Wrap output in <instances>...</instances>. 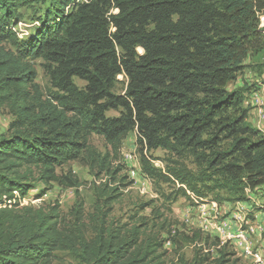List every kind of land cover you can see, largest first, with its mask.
Masks as SVG:
<instances>
[{
	"label": "trees",
	"instance_id": "16d2710c",
	"mask_svg": "<svg viewBox=\"0 0 264 264\" xmlns=\"http://www.w3.org/2000/svg\"><path fill=\"white\" fill-rule=\"evenodd\" d=\"M33 3L46 9L36 35L22 41L15 28ZM263 15L264 0H0V113L12 119L0 136V264H54L60 252L75 264H165L167 241L153 231L166 220L150 227L133 217L130 228H115L108 218L120 193L105 184L85 223L78 178L58 173L86 159L96 177L117 182L124 168L115 158L131 133L154 182L180 184L187 199L249 203L264 188V132L246 105L256 85L230 87L246 72L264 73ZM39 59L48 93L36 83ZM119 76L123 94L115 93ZM113 110L118 117L107 116ZM93 135L111 154L97 153ZM157 150L174 159L164 171L152 162ZM38 183L75 189L71 225L58 202L21 206ZM184 238L210 242L200 232ZM219 244L213 264H239ZM201 251L193 264L209 262Z\"/></svg>",
	"mask_w": 264,
	"mask_h": 264
},
{
	"label": "rangeland",
	"instance_id": "374dc122",
	"mask_svg": "<svg viewBox=\"0 0 264 264\" xmlns=\"http://www.w3.org/2000/svg\"><path fill=\"white\" fill-rule=\"evenodd\" d=\"M45 9L43 5L33 3L32 7L21 10L23 18L15 28L20 40L28 41L36 35L41 25L38 20L43 16ZM34 64L37 72L36 83L44 93L50 92V79L44 72L43 61L35 60ZM118 79L115 93L123 94L127 79L123 76H119ZM75 83L81 88L86 85L78 79ZM234 87L235 84L230 89ZM246 105H248L247 102ZM119 114V111L113 110L108 112L107 116L114 118ZM11 120L6 111L0 113V136L7 134ZM90 144L102 156L107 153L111 154V148L100 136L93 135ZM150 155L154 167L162 171L165 170L170 160H174L162 150L152 152ZM119 163L124 170L117 176V182L112 181L111 176L105 173L99 178L96 177L98 171H93L86 159L71 162L58 169L59 174L71 170L78 178L81 185L79 191L85 203V223H88V217L93 213L96 204L95 189L110 184V188L117 187L120 193L119 198L112 205V212L108 218L115 228H130L136 222L132 219L133 217H136V220L141 217L148 219L150 227L166 220L165 230L160 231L157 228L153 231V233L160 232L162 239L167 241L164 246L165 264H193L197 252L201 249L200 256L209 259L207 264H213V260L219 257V247L213 245L216 239L221 247L227 246L230 252L236 254L235 257L239 259V264H264V195L262 190L250 194L249 203L218 205L215 202H201L190 193V199H187L180 194L179 190L182 188L180 184L154 182L142 172L136 133L129 134L123 141L114 165ZM181 165L180 162L178 167ZM188 166L191 168L190 165ZM120 179L124 180L119 182ZM37 187V190L30 192L22 201L21 206L44 208L58 202L65 224L71 225L74 222L70 211L76 201L75 189L61 188L57 184H53L49 189L42 183H38ZM42 191L46 193L43 197H39ZM254 206L263 207V210L256 211ZM196 232H200L202 238H210L208 245L205 246L204 242L200 241L185 240L184 237H191ZM54 264H75V260L70 254L60 252L56 254Z\"/></svg>",
	"mask_w": 264,
	"mask_h": 264
},
{
	"label": "crops",
	"instance_id": "0c3cea01",
	"mask_svg": "<svg viewBox=\"0 0 264 264\" xmlns=\"http://www.w3.org/2000/svg\"><path fill=\"white\" fill-rule=\"evenodd\" d=\"M245 85H256V88L248 96L247 100V104L252 108L249 121L264 132V120L261 117V112L264 111V73L262 76H258L254 73L246 72L241 78H239L235 87H243ZM254 92H257L260 95V104H257L253 98Z\"/></svg>",
	"mask_w": 264,
	"mask_h": 264
},
{
	"label": "built area",
	"instance_id": "2783aa9c",
	"mask_svg": "<svg viewBox=\"0 0 264 264\" xmlns=\"http://www.w3.org/2000/svg\"><path fill=\"white\" fill-rule=\"evenodd\" d=\"M263 20H264V15L261 16V18H260V21H261V23H260V27H261V28H264ZM253 98L257 101V104H260V103H261L259 93L254 92V93H253ZM261 117H262V119L264 120V111L261 112ZM260 190H262V194L264 195V188H260V189H258L257 191L259 192Z\"/></svg>",
	"mask_w": 264,
	"mask_h": 264
}]
</instances>
